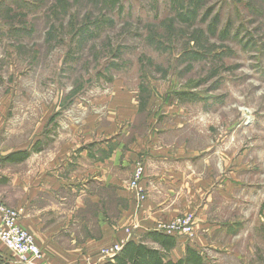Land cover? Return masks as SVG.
<instances>
[{"label": "rangeland", "instance_id": "obj_1", "mask_svg": "<svg viewBox=\"0 0 264 264\" xmlns=\"http://www.w3.org/2000/svg\"><path fill=\"white\" fill-rule=\"evenodd\" d=\"M116 81L189 111L180 141L213 167L197 211L223 227L197 233L198 212L163 224L190 218L206 264H264V0H202L194 24L170 0H0V158L50 108L63 121Z\"/></svg>", "mask_w": 264, "mask_h": 264}, {"label": "crops", "instance_id": "obj_2", "mask_svg": "<svg viewBox=\"0 0 264 264\" xmlns=\"http://www.w3.org/2000/svg\"><path fill=\"white\" fill-rule=\"evenodd\" d=\"M111 86L63 121L57 118L68 110L57 117L50 108L34 123L27 145L2 152L0 201L20 212L19 225L43 252L37 264H104L101 250L132 236L143 239L160 223L198 212L197 185L206 187L213 180L206 154L198 171V149L180 141L189 111L155 92L141 100L122 81ZM49 124L52 131L46 130ZM18 151L30 156L19 163L4 161ZM143 157L149 195L139 209L129 186L134 163ZM225 181L215 185L219 195ZM203 211L197 233L210 236L223 226L203 221ZM199 234L177 239L167 259L178 262L191 247L207 263L202 251L207 245ZM0 257L16 264L1 241Z\"/></svg>", "mask_w": 264, "mask_h": 264}, {"label": "built area", "instance_id": "obj_3", "mask_svg": "<svg viewBox=\"0 0 264 264\" xmlns=\"http://www.w3.org/2000/svg\"><path fill=\"white\" fill-rule=\"evenodd\" d=\"M146 178V158H139L134 167L130 190L134 192L138 208L147 198V188L144 184ZM20 212L6 207L0 201V241L11 254L16 264H37L44 256L42 250L36 245L34 236L19 225ZM154 232L170 235L176 239H193L194 227L192 220L178 219L174 223L159 224L152 230ZM133 240H139V236H132ZM125 243L116 244L101 252V260L113 261L121 252Z\"/></svg>", "mask_w": 264, "mask_h": 264}, {"label": "trees", "instance_id": "obj_4", "mask_svg": "<svg viewBox=\"0 0 264 264\" xmlns=\"http://www.w3.org/2000/svg\"><path fill=\"white\" fill-rule=\"evenodd\" d=\"M109 5L116 7L121 0H105ZM175 8L178 20L184 24H194L199 18V10L202 0H170ZM185 95V94H184ZM30 156L28 151H18L9 154L4 161L19 163ZM146 239L160 246L156 249L147 244ZM177 245V239L166 234L150 231L143 239H131L124 244L120 253L113 261H104V264H206L201 252L187 247L185 258L178 262L167 259L168 253ZM0 264H11L0 257Z\"/></svg>", "mask_w": 264, "mask_h": 264}]
</instances>
